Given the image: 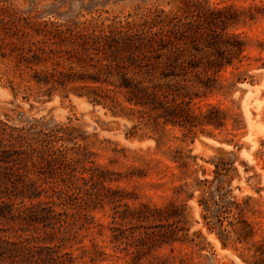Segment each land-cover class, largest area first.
I'll use <instances>...</instances> for the list:
<instances>
[{
    "label": "rangeland",
    "instance_id": "1",
    "mask_svg": "<svg viewBox=\"0 0 264 264\" xmlns=\"http://www.w3.org/2000/svg\"><path fill=\"white\" fill-rule=\"evenodd\" d=\"M98 1L8 4L24 11L33 6L39 20L62 29L75 28L74 20L109 24L161 9L184 15L187 29L175 43L176 76L164 77L165 58L149 49L123 46L118 52L127 63L129 56L135 58L128 75L149 88L145 104L129 101L125 90L112 85L37 84L35 74L51 70L55 61L26 64L21 54L27 39L3 19L7 12L0 8V119L74 127L60 143H80V199L69 204L71 230L64 229L68 235L61 245L65 261L49 264H248V247L264 238V0H109L92 8ZM53 29L52 47L66 55L75 41ZM69 65L57 63L60 69ZM73 69L93 72L75 64ZM217 167L226 173L220 192L226 201L251 198L245 215L255 233L248 243L232 233L224 246L205 223L203 181L213 179ZM33 171L31 177L59 184L72 173L65 164L53 171L37 165ZM82 172L90 177L86 183ZM169 203L183 208L180 224L188 240L162 245L145 235L137 244L134 233H147L155 224L145 214L157 215L154 209ZM119 231L134 253L118 247Z\"/></svg>",
    "mask_w": 264,
    "mask_h": 264
},
{
    "label": "trees",
    "instance_id": "2",
    "mask_svg": "<svg viewBox=\"0 0 264 264\" xmlns=\"http://www.w3.org/2000/svg\"><path fill=\"white\" fill-rule=\"evenodd\" d=\"M8 1L0 0V8L7 12L3 19L17 25V30L27 39L28 44L22 48L23 61L28 65L55 61L51 70L35 74V82L39 85L57 83L65 86L77 80L100 87L112 85L125 90L129 101L145 104L149 88L143 85L142 80L128 75L133 67L131 65L136 62L133 56L127 58L128 63L120 56L118 52L123 46L129 50L149 49L155 52L156 57L165 58L164 63L168 66V72L163 76L177 75L180 58L175 51V43L178 34L187 29L184 15L161 9L140 18L128 16L125 20L109 24L98 19L74 20L75 28L68 24L62 29V25L54 21L39 20L32 14L33 6L24 11L11 6ZM108 2L98 1L92 8L98 5L104 7ZM215 9L208 7V10ZM27 27L34 30L36 38ZM53 27L61 34L67 32L68 41H75L66 55L52 47ZM213 45L206 44V47ZM105 47L111 49L110 53L105 51ZM59 60L71 65L60 69L57 67ZM73 64L80 69L91 68L93 72L74 71ZM74 129L58 125L50 127L39 121L15 125L0 119V264H49L50 260L64 263L66 254L61 251V245L71 230L69 204L74 199H80V143L67 146L60 141L65 135L72 134ZM45 164L52 171L59 164H65L72 169L71 177L64 176L62 184H59L47 180L41 182L30 176L35 175L33 167ZM223 171L217 167L214 178L203 181V192L207 194L202 198L203 218L210 231L218 232L224 246L232 233L238 242L248 243L255 233L245 215L251 198L242 202L226 201V193H220L224 188L222 177L226 174ZM81 177L85 183L90 180L84 172ZM104 179L101 176L100 181ZM153 212L157 215L146 213L144 216L155 221L151 230L134 233L133 239L137 244L145 239V235L162 245L188 240V233L180 224L182 207L169 203L166 208H155ZM31 227L37 228V235L26 233ZM64 229L67 235L63 233ZM125 237L119 231L114 239L119 248L134 253L131 242ZM248 249L251 252L248 264H264V238L252 242Z\"/></svg>",
    "mask_w": 264,
    "mask_h": 264
}]
</instances>
